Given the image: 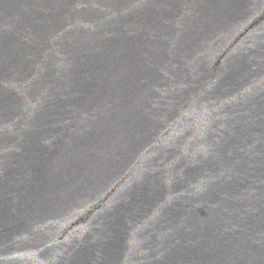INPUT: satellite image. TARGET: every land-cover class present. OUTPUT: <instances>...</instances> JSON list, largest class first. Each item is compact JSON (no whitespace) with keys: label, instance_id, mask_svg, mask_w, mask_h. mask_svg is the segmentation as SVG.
<instances>
[{"label":"water","instance_id":"1","mask_svg":"<svg viewBox=\"0 0 264 264\" xmlns=\"http://www.w3.org/2000/svg\"><path fill=\"white\" fill-rule=\"evenodd\" d=\"M0 264H264V0H0Z\"/></svg>","mask_w":264,"mask_h":264}]
</instances>
